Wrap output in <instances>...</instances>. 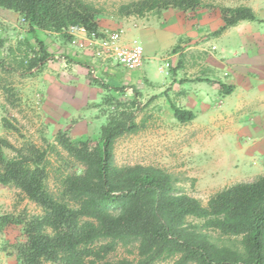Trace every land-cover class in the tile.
I'll return each instance as SVG.
<instances>
[{
    "label": "rangeland",
    "instance_id": "obj_1",
    "mask_svg": "<svg viewBox=\"0 0 264 264\" xmlns=\"http://www.w3.org/2000/svg\"><path fill=\"white\" fill-rule=\"evenodd\" d=\"M82 1L101 12L96 17L97 22L119 24L122 20L127 26V17H135L139 24L134 21L132 25L160 28L166 33L169 13L173 15L172 21L182 15L195 18V11L179 10L151 12L142 17L120 16L119 6L133 0ZM201 1L205 8L213 9L210 15H215L220 6L235 7L246 0ZM165 14L167 19L163 18ZM158 20H162L161 26ZM247 25L246 21L239 22L219 36L213 35L214 32L192 38L177 35L172 38L173 44L163 42L159 50L148 45L150 53L141 67L148 71L144 85L135 88V96L130 89L134 86L123 85L117 88L124 87V91L116 92L91 82L90 79H94L90 72L91 60L70 44L71 36L66 31L37 30L32 35L19 14L0 8V36L7 39L0 54L3 61L0 66V138L17 149L34 147L46 151L49 161L46 186L56 194L65 175L82 171L58 144V131L67 133L73 143L88 141L92 148L98 140L100 126L114 112L113 106L103 103L104 98L112 97L120 104H128L136 97L140 110L136 112L135 122L142 128L136 134H127L115 141L114 164L161 168L178 177V187L205 205L209 197L222 188L251 182L264 173V58L250 56ZM253 26L257 28L259 24ZM36 39L43 44L49 58L29 72L28 61L38 53ZM200 43L204 44V50H199ZM78 60L86 65H77ZM179 60L182 64L177 68ZM95 66V77L107 84L102 78L104 70L98 62ZM106 70L105 73L110 74L132 72L118 71L112 66H107ZM205 76L213 77L216 83L232 85L233 91L225 95L216 83L202 88L196 86V80ZM182 79L194 82L188 91L178 83ZM168 99L177 107L192 108L194 120L179 123ZM2 119L13 129H5ZM4 155L11 158L14 153L5 149ZM40 214L41 209L19 190L0 185V217L24 218ZM24 242L20 225L0 228V263L20 264L17 247ZM127 250L132 251V246L118 247L110 258H131Z\"/></svg>",
    "mask_w": 264,
    "mask_h": 264
},
{
    "label": "trees",
    "instance_id": "obj_2",
    "mask_svg": "<svg viewBox=\"0 0 264 264\" xmlns=\"http://www.w3.org/2000/svg\"><path fill=\"white\" fill-rule=\"evenodd\" d=\"M201 5V0H133L117 11L120 16L142 17L167 10L195 11ZM0 8L19 14L32 35L74 26L97 31L96 17L101 13L82 0H0ZM218 10L223 24L215 36L239 22L258 21L246 6ZM36 43L38 53L28 61L29 72L49 58L43 44L37 39ZM6 44L0 36V54ZM90 81L105 90L124 91L98 79ZM219 85L223 94H231L233 86ZM130 89L136 96V89ZM168 100L179 123L194 120L192 111ZM103 103L113 106L114 112L100 126L92 148L88 141L73 143L67 133L58 131V144L82 171L65 175L56 194L46 186V151L17 149L0 138V185L16 188L41 209L37 216L0 217V228L22 227L20 264H264V173L251 182L222 188L204 205L178 187V177L161 168L114 164L115 141L142 128L135 122L140 108L136 97L128 104L105 97ZM2 122L5 129H13L7 120ZM5 149L13 157L6 158ZM129 246L131 258H110L118 247Z\"/></svg>",
    "mask_w": 264,
    "mask_h": 264
},
{
    "label": "crops",
    "instance_id": "obj_3",
    "mask_svg": "<svg viewBox=\"0 0 264 264\" xmlns=\"http://www.w3.org/2000/svg\"><path fill=\"white\" fill-rule=\"evenodd\" d=\"M238 6L249 7L254 12L255 17L258 21L246 22L247 24H249L246 27L248 29L247 38L249 39L247 46L250 52V56L264 58V0H246L245 2H241V4L235 5V7H238ZM169 12H172V10H169ZM194 13L196 14V15L194 14L195 16V18L193 17L194 19L185 18V15H182L180 18H177L178 20L175 19L176 21L175 20L172 21L173 15L172 13H169L170 20L167 22V27L169 29L168 33H166L165 30L161 31L160 28L155 29V27H145V26L143 27L141 25L135 27L134 25H132V23L134 21L135 23H137L136 21H139V19H136L135 17H127V19L125 20L129 22L127 26L124 24V21L122 22V20L119 21V24L118 22L115 23V22L102 21V22H97V25H98L99 31H112L119 27H123L125 29V33L121 38L120 44L122 45L128 44L131 39L137 38L143 45V50H144L143 60L144 59L147 60L148 57L146 55L147 53L148 54L150 53L148 52V49H147L148 45L154 46L156 50H159V48L163 46V42L165 43L168 42L167 44L169 45L173 44L174 40L172 38H176L177 35H178V38L179 37L182 38L185 36L192 38V37H195L203 33L206 34L209 32H215L223 24L220 19L219 11H216L215 15L214 14L210 15L211 13H213V9L211 10L201 5L199 8L195 10ZM184 14H187V13H184ZM167 17L168 16H166V14L165 16H163L164 19H167ZM138 24L139 23H137V25ZM157 24L158 25L162 24V20H158ZM253 24H259V27L256 28L253 26ZM162 26L166 27V25H162ZM194 30H197L198 34L195 33ZM255 30H258L259 32L254 34L253 31ZM166 39L167 41H165ZM203 45L204 44L202 43L198 45L199 50H204L202 48ZM212 48L210 49L212 50ZM212 51L210 53H212ZM201 55H204V54H200L199 56ZM78 61H81V60H78ZM75 63L77 64V61H75ZM179 63L181 67V64H182L181 60L178 61V64ZM144 66L147 67V65H144ZM106 71L107 70L105 69L102 78H103V81H105L107 84L110 85V87L117 88L123 85H130V86H134V88H140L141 85H144V77H145V74H147L148 70L146 68H141L139 70H135L127 74L125 73L124 74H119V73L110 74V73H105ZM182 80H185V82L182 84L180 82L178 83L180 84L182 88H184L187 91L190 89V86L194 84L193 81L186 80V79H182ZM215 83L216 82L213 80V77L205 76V77H202L196 80L195 85L202 88L205 86H210L211 84H215ZM216 84H219V83H216ZM182 109L190 110L195 114V111L192 110V108H189L187 106H184ZM0 258H2L1 255H0Z\"/></svg>",
    "mask_w": 264,
    "mask_h": 264
},
{
    "label": "built area",
    "instance_id": "obj_4",
    "mask_svg": "<svg viewBox=\"0 0 264 264\" xmlns=\"http://www.w3.org/2000/svg\"><path fill=\"white\" fill-rule=\"evenodd\" d=\"M22 22L25 23L24 19ZM64 31L71 36L70 44L81 49L91 60L90 72L94 79H97L93 71L97 67L96 62L103 70L109 65L118 71H134L142 67L143 45L137 38L131 39L128 44H120L125 33L123 27L112 31L88 32L81 26H74Z\"/></svg>",
    "mask_w": 264,
    "mask_h": 264
}]
</instances>
